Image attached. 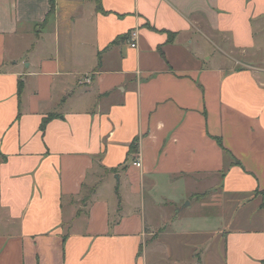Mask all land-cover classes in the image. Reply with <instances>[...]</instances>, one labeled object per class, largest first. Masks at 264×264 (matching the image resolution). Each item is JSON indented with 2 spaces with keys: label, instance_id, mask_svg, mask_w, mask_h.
Returning a JSON list of instances; mask_svg holds the SVG:
<instances>
[{
  "label": "crops",
  "instance_id": "0c3cea01",
  "mask_svg": "<svg viewBox=\"0 0 264 264\" xmlns=\"http://www.w3.org/2000/svg\"><path fill=\"white\" fill-rule=\"evenodd\" d=\"M263 192L264 0H0V264H264Z\"/></svg>",
  "mask_w": 264,
  "mask_h": 264
},
{
  "label": "trees",
  "instance_id": "16d2710c",
  "mask_svg": "<svg viewBox=\"0 0 264 264\" xmlns=\"http://www.w3.org/2000/svg\"><path fill=\"white\" fill-rule=\"evenodd\" d=\"M98 8L101 9L99 6H98ZM121 38H124V36H121ZM121 38H119V39H121ZM114 42H116V40ZM47 120H48V118L43 120V122L41 123V129H44V126H45ZM136 149H137V141L135 140V142H132V144L130 146V150L133 151V150H136ZM263 196H264V192H263ZM262 205L264 207V201H263Z\"/></svg>",
  "mask_w": 264,
  "mask_h": 264
},
{
  "label": "built area",
  "instance_id": "2783aa9c",
  "mask_svg": "<svg viewBox=\"0 0 264 264\" xmlns=\"http://www.w3.org/2000/svg\"><path fill=\"white\" fill-rule=\"evenodd\" d=\"M135 36H136V33H132V34H131V40H132V42H131V46H132V47H135V46H136ZM133 164H134L135 166H137V167H140V166H141V163H140V160H139V159L135 160V161L133 162Z\"/></svg>",
  "mask_w": 264,
  "mask_h": 264
},
{
  "label": "rangeland",
  "instance_id": "374dc122",
  "mask_svg": "<svg viewBox=\"0 0 264 264\" xmlns=\"http://www.w3.org/2000/svg\"><path fill=\"white\" fill-rule=\"evenodd\" d=\"M86 191H88V190H86ZM86 193V192H85ZM263 201H264V196H263Z\"/></svg>",
  "mask_w": 264,
  "mask_h": 264
}]
</instances>
